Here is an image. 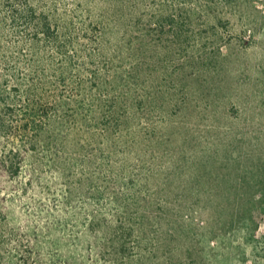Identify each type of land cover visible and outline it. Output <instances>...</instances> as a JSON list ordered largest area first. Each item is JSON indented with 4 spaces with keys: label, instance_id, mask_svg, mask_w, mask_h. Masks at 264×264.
Masks as SVG:
<instances>
[{
    "label": "rangeland",
    "instance_id": "obj_1",
    "mask_svg": "<svg viewBox=\"0 0 264 264\" xmlns=\"http://www.w3.org/2000/svg\"><path fill=\"white\" fill-rule=\"evenodd\" d=\"M51 2L79 38L75 79L47 82L42 61L37 102L71 97L63 110L71 136L44 133L43 152L28 153L3 191L0 264H24L34 247L57 264L72 256L75 264H264V0L41 6ZM8 29L1 71L25 76L33 59ZM100 98L121 116L109 127L97 125ZM21 142L0 138V157ZM48 216L60 221L62 241L47 234Z\"/></svg>",
    "mask_w": 264,
    "mask_h": 264
},
{
    "label": "trees",
    "instance_id": "obj_2",
    "mask_svg": "<svg viewBox=\"0 0 264 264\" xmlns=\"http://www.w3.org/2000/svg\"><path fill=\"white\" fill-rule=\"evenodd\" d=\"M45 1L0 0V138L10 140L17 135L22 141L17 146V150L5 152L0 157V198H2L3 191H7L8 185L13 183L21 174V167L27 161L28 153L41 154L43 152L44 148L41 146L43 144L42 140H44V145H46L47 136L52 138L53 133L57 134V129H62L66 136H71L70 130L66 128L69 120L63 110L67 105L72 103V98L69 97L66 100L63 96L57 98V96L52 94L51 99L54 102L51 104V107L43 109H40L41 106L37 102L39 100L43 101L44 93L41 91L46 81L43 77H40L39 64L44 61L50 66L49 71L51 73L47 78V82L48 79L55 78L58 81H53L57 84L60 82L65 86L73 84L75 78L69 72L72 70L75 56L71 54L74 50L78 53L75 49V44L79 43V38L75 37L73 33L74 29L71 25L73 22L68 21L64 26L59 20V15L56 13L53 2H51V8L41 6ZM78 3L81 2L78 1ZM8 28L13 30L18 29L17 32L23 35L21 36L23 37V42L33 59L32 68L25 76L19 73L17 75L15 72H10V70H6V72L1 71V64L8 62L7 54L2 53L4 52L3 41L8 36ZM137 84L136 81L134 85ZM95 87L100 93L105 91V83L103 82H95ZM12 94L14 95L13 97H16L14 99L17 100L13 104L10 102L11 98H13ZM134 99L133 97L132 100ZM105 102L101 98L98 99L95 105L96 111L94 112H96L97 117L100 119L97 125L99 124L100 126L102 124L109 127L113 121L120 119L121 116H117L113 112L114 103H111L110 107ZM97 112L100 113L97 114ZM22 114H26V117H23ZM17 117L18 119L22 117V120H18L19 122L21 121L20 126L15 121ZM38 121H43L42 123H44L47 131L43 127L37 128ZM23 122L25 124H22ZM65 129H67V133ZM44 133L47 134L45 138ZM61 149L63 151L64 148ZM55 161L60 162L57 159ZM38 172L39 169L35 170L34 175ZM251 202L256 205L254 197H251ZM104 219V226L106 228L102 230L100 227L104 240L101 244L97 242V251L100 253L104 249H107L105 239H107L110 233V227L105 217ZM47 220L51 221V223L46 224L45 230L51 240H54L51 234L53 236L57 234V239H61L62 233L58 230L61 228L60 221H52L49 219V216ZM116 229L118 230V227ZM111 231L114 232L112 229ZM88 232L91 235L95 234L93 229H90ZM112 232L111 235H113ZM121 246L125 247L124 244H121ZM47 249L43 247L30 248L24 264H57L54 258L46 254V252L49 253ZM121 250L123 254L124 249L121 248ZM122 254H120L121 258L125 257V254ZM73 259V256L71 258L66 257V260L62 264H75Z\"/></svg>",
    "mask_w": 264,
    "mask_h": 264
}]
</instances>
